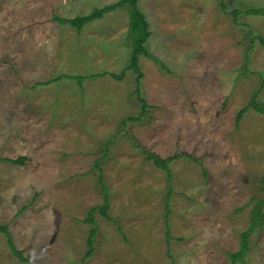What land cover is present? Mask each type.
Segmentation results:
<instances>
[{"label":"rangeland","instance_id":"374dc122","mask_svg":"<svg viewBox=\"0 0 264 264\" xmlns=\"http://www.w3.org/2000/svg\"><path fill=\"white\" fill-rule=\"evenodd\" d=\"M116 1L0 0V157H27L0 161V224L25 257L0 233V264H264V114L236 122L264 102V15L246 12L264 0H138L169 70L140 56V121L129 9L79 31L51 19ZM160 11L171 25L150 36ZM149 153L183 155L166 170Z\"/></svg>","mask_w":264,"mask_h":264},{"label":"trees","instance_id":"16d2710c","mask_svg":"<svg viewBox=\"0 0 264 264\" xmlns=\"http://www.w3.org/2000/svg\"><path fill=\"white\" fill-rule=\"evenodd\" d=\"M138 0H117L114 3L104 5L102 7L94 8L91 12L84 14V15H76L74 17H61L56 14L51 15V19L57 21L59 24H67L71 27H74L77 31L81 29L82 26H84L86 23L99 19L101 18L104 13L114 10L117 7H122L126 6L129 9V20H128V26H127V32L128 36L131 38V55H130V60L128 64V68L133 70L137 77H136V88H135V93L137 94V100L140 103L141 106V113L138 114L135 117H132L131 120L133 121H140L142 120L143 114L146 113V108L149 107L143 98L139 96V89H138V84H139V79L142 77V73L139 71L138 68V58L140 55L146 56L150 59H152L154 62L159 64L161 67H163L162 63L159 62L155 57H153L148 50L145 47V42L149 36V26L147 21L145 20V17L143 13L138 9ZM220 5L223 7V2H220ZM239 12L238 10L234 9L233 14ZM247 13L249 14H259V15H264V8H249L246 10ZM258 41L260 44L264 46V38L263 37H258ZM106 73H96V74H89V75H79L75 76L79 83L82 82L84 79H89L93 78L96 76H104ZM109 75L113 78H119V75H114L112 73H109ZM62 76H65L66 78H69L70 75H60L56 79L61 78ZM257 94V93H256ZM252 108L254 111L264 114V102H257L254 100V96L251 97L250 102L243 108L239 109L237 114H236V122L240 120L242 117V114L248 109ZM183 154H174L173 156L166 157V158H160L159 156L149 153L148 158L152 159L153 163L155 166L164 168L168 170V164L182 156ZM27 157L25 155H19L15 158L11 157H0V161H6L12 165H23L26 161ZM169 173V171H168ZM261 183L264 185V175L261 178ZM101 185V190L103 192L106 191V188L104 184ZM261 205V203L259 202ZM95 210H98L103 216L108 217L107 215V205L103 206H98V207H93L89 213L88 217L85 220L86 222L92 223L93 227L88 230V235L85 238L86 239V250L83 256V259H87L90 257L94 251V242H95V234H96V228L93 222V212ZM255 214L256 217L254 219L253 224H257L259 222H264V220L261 219L262 212L260 210L259 205L256 206ZM259 218V219H258ZM8 225L6 224H0V233H3L7 237V242L9 244V247L14 254L15 257H17L20 261H25V257L23 256L22 250L17 249L11 239V235L8 232ZM248 232H242L241 233V241H240V251L235 254H231L232 261H236L239 256L243 255L246 248H247V237H248Z\"/></svg>","mask_w":264,"mask_h":264},{"label":"crops","instance_id":"0c3cea01","mask_svg":"<svg viewBox=\"0 0 264 264\" xmlns=\"http://www.w3.org/2000/svg\"><path fill=\"white\" fill-rule=\"evenodd\" d=\"M159 13H161V11L159 12ZM158 13V14H159ZM157 14V15H158ZM155 18L156 19H158L159 21H157L156 22V28L157 29H160V30H157V29H152L153 30V32L151 33V29H150V36H151V34H153L154 32L155 33H161V34H163V33H165V32H163V31H161V29H164L165 27H167V24L168 25H171V23L169 22V20L167 19V16L165 17V16H163V14L161 13V15H159L158 16V18L157 17H153L151 20H155ZM159 18H162L161 20L159 19ZM97 20V19H96ZM198 25V24H197ZM164 37V40L165 41H169L168 40V38L167 39H165V35L163 36ZM162 37V38H163ZM160 48H157V53L159 52L160 53V51H165V50H162V48L164 47V45L163 44H161V46H159ZM168 48V47H167ZM155 54H153L152 55V53H150L153 57H155L157 54H156V52L155 51H153ZM155 55V56H154ZM140 56H142V55H140ZM140 56H139V58H140ZM146 57V56H145ZM139 58H138V63H139ZM156 58V57H155ZM158 61H159V59L158 58H156ZM154 62V61H153ZM160 62V61H159ZM155 64H157L156 62H154ZM162 63V62H161ZM165 63V64H164ZM164 63H162V65H163V67H161L159 64H157L160 68H162V69H166L167 70V72L169 71L167 68H166V66L165 65H168L167 64V62H165L164 61ZM169 67V66H168ZM138 68H139V64H138ZM170 68V67H169ZM139 71H140V69H139ZM141 72V71H140ZM142 73V72H141ZM169 73V72H168ZM142 78V77H141ZM140 78V79H141ZM140 79H139V84H138V89H139V96H140ZM135 88H136V86H135ZM146 94H145V92H144V96L147 98V101H148V103L149 104H151L150 103V101H151V99L150 98H148V95L150 94V95H153L154 94V91H152V88H149L148 89V87L146 88ZM141 97V96H140ZM142 98V97H141ZM157 98H158V96H157ZM143 99L144 100H146L144 97H143ZM148 105V104H147ZM149 107H151L150 105H149Z\"/></svg>","mask_w":264,"mask_h":264}]
</instances>
